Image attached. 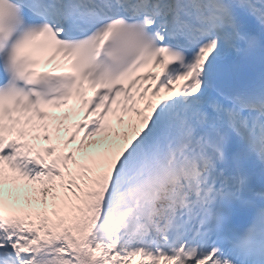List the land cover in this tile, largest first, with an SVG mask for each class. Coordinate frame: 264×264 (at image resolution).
<instances>
[{"label":"snow or ice","instance_id":"obj_1","mask_svg":"<svg viewBox=\"0 0 264 264\" xmlns=\"http://www.w3.org/2000/svg\"><path fill=\"white\" fill-rule=\"evenodd\" d=\"M0 264H264V0H0Z\"/></svg>","mask_w":264,"mask_h":264}]
</instances>
